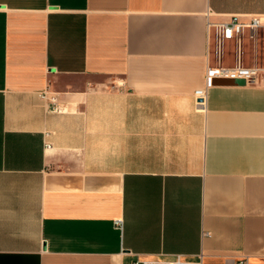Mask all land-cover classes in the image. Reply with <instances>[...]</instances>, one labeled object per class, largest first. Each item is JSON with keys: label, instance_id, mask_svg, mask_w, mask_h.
<instances>
[{"label": "crops", "instance_id": "1", "mask_svg": "<svg viewBox=\"0 0 264 264\" xmlns=\"http://www.w3.org/2000/svg\"><path fill=\"white\" fill-rule=\"evenodd\" d=\"M232 15L264 0H0V264H264V84L196 103Z\"/></svg>", "mask_w": 264, "mask_h": 264}, {"label": "built area", "instance_id": "2", "mask_svg": "<svg viewBox=\"0 0 264 264\" xmlns=\"http://www.w3.org/2000/svg\"><path fill=\"white\" fill-rule=\"evenodd\" d=\"M261 28H264V15H252L248 20H242L240 15H232L228 21L208 23L211 54L216 63L210 65L208 62L205 87L195 92L198 107L205 106L207 89L215 78L240 79L245 81V83L264 84V64L245 65L241 57L242 37L245 31L248 30L250 36L253 38L255 32ZM230 41H235L238 45L236 63L234 65H226L222 60L226 53V45ZM214 42L215 49L212 51ZM116 224L122 225V221L117 220ZM134 264H202V262L201 260H185L182 256L178 255L175 259L168 261L137 259ZM236 264H250L249 256H240Z\"/></svg>", "mask_w": 264, "mask_h": 264}, {"label": "rangeland", "instance_id": "3", "mask_svg": "<svg viewBox=\"0 0 264 264\" xmlns=\"http://www.w3.org/2000/svg\"><path fill=\"white\" fill-rule=\"evenodd\" d=\"M214 49H215V42L213 43V45H212V51H214ZM233 57V56H232ZM231 56H229V55H227V59H231L232 58ZM225 61H226V55H225Z\"/></svg>", "mask_w": 264, "mask_h": 264}]
</instances>
